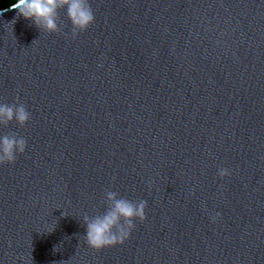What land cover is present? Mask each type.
Instances as JSON below:
<instances>
[{
    "label": "water",
    "instance_id": "water-1",
    "mask_svg": "<svg viewBox=\"0 0 264 264\" xmlns=\"http://www.w3.org/2000/svg\"><path fill=\"white\" fill-rule=\"evenodd\" d=\"M90 4L75 37L65 9L55 33L0 11V103L30 113L0 126L26 140L0 165V264H264V0ZM107 191L145 219L94 250L80 217Z\"/></svg>",
    "mask_w": 264,
    "mask_h": 264
},
{
    "label": "clouds",
    "instance_id": "clouds-1",
    "mask_svg": "<svg viewBox=\"0 0 264 264\" xmlns=\"http://www.w3.org/2000/svg\"><path fill=\"white\" fill-rule=\"evenodd\" d=\"M13 8L46 33L59 30L58 11L65 9L73 37L78 31H85L95 19L90 0H17ZM29 119L30 113L23 104L0 103V126L12 121L23 126ZM25 149L26 140L23 137L0 135V165L13 163L17 155L24 153ZM218 175L223 178L229 175V170L221 168ZM105 196L108 206L102 215L90 217L85 214L80 217L85 228V243L94 250L122 244L133 230L134 221L143 222L145 219V201L133 202L119 196L115 191H107ZM55 227L56 222H49L44 231L52 232Z\"/></svg>",
    "mask_w": 264,
    "mask_h": 264
},
{
    "label": "trees",
    "instance_id": "trees-1",
    "mask_svg": "<svg viewBox=\"0 0 264 264\" xmlns=\"http://www.w3.org/2000/svg\"><path fill=\"white\" fill-rule=\"evenodd\" d=\"M16 3L17 0H0V11L10 8Z\"/></svg>",
    "mask_w": 264,
    "mask_h": 264
}]
</instances>
